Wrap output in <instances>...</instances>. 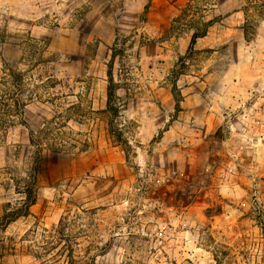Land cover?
Returning a JSON list of instances; mask_svg holds the SVG:
<instances>
[{
	"label": "rangeland",
	"instance_id": "rangeland-1",
	"mask_svg": "<svg viewBox=\"0 0 264 264\" xmlns=\"http://www.w3.org/2000/svg\"><path fill=\"white\" fill-rule=\"evenodd\" d=\"M8 68L0 264H264V0H0Z\"/></svg>",
	"mask_w": 264,
	"mask_h": 264
},
{
	"label": "trees",
	"instance_id": "trees-1",
	"mask_svg": "<svg viewBox=\"0 0 264 264\" xmlns=\"http://www.w3.org/2000/svg\"><path fill=\"white\" fill-rule=\"evenodd\" d=\"M204 28L201 31L194 32L191 38L190 42V50L194 48V45L197 42V39L199 37H202L206 35V32L208 31V27L211 25V21L204 22L203 23ZM113 58H115V53L113 55ZM9 72L4 75L2 78L3 80H0V91L2 92L0 94V111L2 110V113L6 114V112H10L11 102H10V95H9V89L11 83L18 84L19 87H22L24 85V77L22 73L19 72H13L11 68H8ZM11 76L12 82L10 77ZM116 89H117V83L114 79V75L112 71H109V84L107 87V96H108V108L109 110L114 114L117 115L119 112V108L117 107L115 103L116 98ZM5 119L3 116H0V126H4ZM59 123L55 122L53 127H50L48 132L45 133L42 137L35 135L34 133L30 137V141L33 144L38 145V143L45 142L46 144H49L51 149L56 151H62L66 150L67 147V140L65 138L66 131H64L61 127L57 126ZM39 146V145H38ZM25 199L21 203L20 206L17 207H11L9 208L2 217H0V234L2 230L6 229L10 223L17 220L18 218L22 216H27L30 214V208L31 206L36 202V190L34 188V185H27L25 191ZM262 230L264 234V223L262 225Z\"/></svg>",
	"mask_w": 264,
	"mask_h": 264
}]
</instances>
